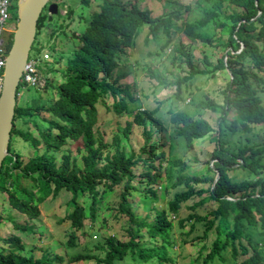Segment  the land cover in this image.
I'll return each instance as SVG.
<instances>
[{
	"label": "trees",
	"instance_id": "obj_1",
	"mask_svg": "<svg viewBox=\"0 0 264 264\" xmlns=\"http://www.w3.org/2000/svg\"><path fill=\"white\" fill-rule=\"evenodd\" d=\"M207 1L208 6L202 8L201 15L190 20L186 15L189 5L185 13H180L179 9L164 10L152 17L150 9L140 8L136 3L103 0L89 13L88 23L81 33L74 32L79 45L66 58L62 78L55 85L52 80L44 78L43 89L56 87L53 97L46 103L34 105L16 102L8 154L0 170V192L6 193L11 207L29 218H35L40 215L39 205L46 198L55 197L62 190L69 192L72 209L64 218L70 220L67 244L74 246L75 231L83 228L86 219L94 221L106 196L116 187H121L116 193L117 201L113 208L116 214L126 216L128 238L119 240L115 235H108L98 246L104 250L102 256L77 253L66 259L64 254L48 251L39 258L22 254L25 244L19 235L0 236V264H61L65 260L78 262L92 259L95 264H164L169 261L167 250L174 244L171 218L175 215H178L181 228L187 223L189 225L188 232H180L185 234L183 243H201L196 256L189 258L188 264H210L215 260L225 264H264V138L255 143L248 140L236 149L227 146L228 142L223 138L226 128L231 132L257 131L264 137V1ZM16 2L11 0L9 7L10 22L13 24L17 17ZM70 13L68 9L66 14ZM174 19H180V24L173 23ZM48 24V9L44 7L37 20L35 40ZM209 24L214 29L219 27L226 34L225 41L215 39V43L221 44L223 49L213 64L208 62L212 67L207 70L192 62L184 44L175 47L179 55L174 59L186 63L188 72L174 80L176 90L173 96L182 100L183 91L189 90L191 80L198 74L207 73L210 77H215L217 71L226 74L225 84L219 90L221 103L208 95L196 103L201 109L219 112L216 129L205 118H195L187 110L170 109L171 133L162 125L159 130L167 135L170 147L176 138L188 149L195 146V140L214 133L211 163L208 161L206 166L213 174H188L187 163L180 157H173L170 162L177 166L178 172L169 186L179 189L165 208L153 209L151 216L139 218L129 199L131 191L138 190L132 183L136 177L135 169L141 162L142 169L137 175L143 178L144 198L149 202L158 200L156 186L166 169L163 164L167 158L162 149L166 140L153 138L156 129L146 125L147 118L156 120L153 114L157 108L146 112L135 111L132 120L118 127L122 135L115 133L107 142L95 129L100 115L98 105L105 106L114 115L129 111L128 101L134 99L130 85L119 82L127 76V71L113 74L120 66L119 55L125 48L135 45L142 27L148 30L146 40L149 37L155 40L162 32L166 36L162 45L165 48L171 42L173 28L193 43L199 40L212 44L213 37L202 30ZM54 32L51 30L50 34ZM12 36L13 33L9 32L5 43L7 51ZM35 48L36 52L42 49L40 46ZM25 86L21 80L17 97ZM188 92L191 93V90ZM108 95L113 99L109 105L105 101ZM230 114H233L231 118L228 117ZM19 121L31 122L37 135L18 127ZM135 125L142 128L139 152L137 155L134 152L127 154L121 145L122 136L128 137ZM14 136L27 142L35 151L40 145L44 149L25 161L18 151L11 148ZM67 144L69 146L65 147ZM110 147L112 151H109ZM63 148L65 151L58 160L55 152ZM77 155L81 163L77 161ZM238 168L244 170L246 176L235 180L229 171ZM85 194L91 197L88 209L78 201V197ZM208 202L210 207L204 213H198V208ZM185 208L190 211L180 216ZM196 223H200L204 231L200 236L193 235L188 239L187 235L194 232ZM12 226L19 231L30 228L26 223L15 221H12ZM143 227L151 239H158L159 245L145 246L140 243L144 236L141 232ZM210 230L213 232L210 233ZM252 232L258 235V241L253 240ZM212 234L213 238L207 243L206 239Z\"/></svg>",
	"mask_w": 264,
	"mask_h": 264
},
{
	"label": "rangeland",
	"instance_id": "obj_2",
	"mask_svg": "<svg viewBox=\"0 0 264 264\" xmlns=\"http://www.w3.org/2000/svg\"><path fill=\"white\" fill-rule=\"evenodd\" d=\"M88 3H83L81 0H53L58 5V12L52 15V18L48 22L50 24L45 25L37 35L34 45L32 46L29 56L38 59L37 71L41 77L40 88L35 86H26L22 88L16 99L17 103L21 105H34L36 103H46L53 94L56 93V87L49 86L47 89H43L44 78H48L54 82V85L62 78V72H64L65 60L69 57L74 48L79 45V41L74 35L81 33L85 25L88 23L89 13L97 8V4L103 0H88ZM128 4L136 3L140 8H147L151 10V16L155 17L164 10L170 11L179 9L180 13H185L186 6H190V10L186 13L187 18L193 20L199 17L202 13V8L208 6L207 0H123ZM264 1V0H263ZM71 10V13L66 14L67 10ZM229 12V9L227 10ZM181 19V18H180ZM174 19L173 23L179 25L181 20ZM12 29L15 24L11 23ZM51 30H55L54 34H50ZM208 36L213 37V43L208 44L197 40L191 42L190 39L176 31L174 28L171 30V42L169 46L163 48L162 45L166 40V36L161 32L157 39L148 38L147 27H142L140 33L135 39V45L133 47L125 48L124 52L119 55L120 66L118 70L114 71H127V76L119 80V82H126L130 85L131 93L134 99L128 101L129 111H123L120 115H114L112 111L106 110L105 106L98 105L99 121L95 126V129L102 135L105 141L110 142L112 136L115 133L120 135L121 132L118 127L125 126L127 121L132 120L135 111L146 112V110H152L157 108L153 117L158 120L146 119V125L156 129L153 134V138L165 139V145L163 150L166 153V160L163 166L166 168L164 175L160 178L156 188L159 198L155 201H147L144 198L146 195L145 185H143L138 172L142 169L140 167L142 163L138 164V168L135 169L136 177L132 180L133 185L138 190L131 191L132 206L135 214L139 218L149 217L153 214V209H162L167 205L168 200L173 196L175 191L179 188L170 187L169 184L172 177L178 172V168L172 165L170 160L173 157H180L187 163L186 173L199 175H212L206 168L210 159L213 148V136L214 133L208 134L202 139L195 140V146L191 149L185 148L179 144L176 138L173 139V144L170 147V143L163 130H159L160 126H164L168 133H171V124L169 122L170 109L187 110L195 118L201 117L209 121L211 126L216 129L217 118L219 112H213L210 109H201L196 106V103L205 97V95L213 98L217 103H221L222 95L220 89L223 88L226 74L217 71L215 77H210L206 74L196 75L190 83L189 90L183 91V99L177 100L174 98L175 86L173 82L178 77H183L188 72V66L184 62H179L178 59H174L179 55V52L174 48L179 44H184L185 49L188 50L191 60L199 68L210 70L212 66L208 64L214 63L217 56L223 49L221 44H216L215 39L225 41L226 34L222 33L220 28L213 27L212 24L205 26L202 29ZM35 46L42 47L40 52H36ZM49 55L48 58L44 57V54ZM205 59H207L205 61ZM161 82H165L167 85H163ZM185 84H182V86ZM55 91V92H54ZM264 96V93L262 94ZM112 97L110 95L105 97L107 105L111 104ZM233 114L228 117L231 118ZM40 125L38 118L35 119ZM18 127L22 129H29L34 135H37V130L31 122L23 123L17 122ZM142 128L135 125L133 131L128 137L122 136L121 145L127 154L134 152L136 155L139 152L141 144L140 133ZM223 138L228 142L229 147L236 149L237 146H242L248 142H259L262 140L263 135L257 131L250 133L243 132H231L228 128L224 129ZM67 144L65 147H68ZM11 148L18 151L22 158L26 161L29 156L34 155L36 152H41L44 149L43 145H40L39 150L35 151L27 142L21 138L14 136L11 144ZM65 151L55 152L57 159L59 160L61 153ZM112 151V147L109 148ZM77 161L81 163L79 155L76 156ZM211 163V161H209ZM231 176H234L235 180L242 179L246 176V173L241 168L229 171ZM264 176V173L262 174ZM121 187H116L113 192L108 194L101 203L99 210L94 221L89 219L85 220L83 228L75 231L76 240L74 246H68V232L70 231V220L64 218V216L71 211L72 205L69 203L71 194L65 190H62L55 197H48L43 203L39 205L40 215L35 218H29L26 215L13 209L7 201V195L4 192H0V236L5 237L10 234H17L21 237L25 244V248L21 251L25 255H33L35 258H39L42 253L48 251L50 253L64 254L67 259L71 255L77 253H91L99 256L103 255V248L99 245L103 244V240L108 235H115L119 240H126L128 238L127 227L129 226L125 215L116 214L113 207L116 203V193L120 192ZM79 203H81L86 209L91 201V197L88 194L78 197ZM192 202V199L189 200ZM211 203H205L202 208H198V213H204ZM190 210L183 209L180 216L186 215ZM173 221V229L171 234L172 247L167 250L169 261L164 264H188L189 258L196 256V253L201 246L200 244H184L183 236L189 231L188 223L185 227L181 228L178 225V215L171 218ZM12 221L18 223H26L30 228L26 231H19L13 228ZM194 232L187 235L189 239L193 235L200 236L204 231V227L200 223L194 225ZM141 232L144 235L141 239V244L145 246L159 245L158 239H151L146 232V228H141ZM213 231L210 230V233ZM251 233V231H248ZM253 240L258 241L257 234L252 232ZM212 236H209L206 240L210 243ZM205 240V241H206ZM97 245V247H96ZM2 242L0 241V247ZM205 250L203 252L206 253ZM229 258V257H228ZM131 263V262H129ZM226 263V262H225ZM220 263L218 260L210 262V264H225ZM61 264H95L94 260H80L78 262H67L66 260ZM133 264V263H132ZM144 264V263H142ZM145 264H155L153 262Z\"/></svg>",
	"mask_w": 264,
	"mask_h": 264
},
{
	"label": "water",
	"instance_id": "obj_3",
	"mask_svg": "<svg viewBox=\"0 0 264 264\" xmlns=\"http://www.w3.org/2000/svg\"><path fill=\"white\" fill-rule=\"evenodd\" d=\"M49 0H17L16 23L8 50L0 86V170L8 154L14 112L23 70L35 40L37 20L47 5L48 19L58 12V5Z\"/></svg>",
	"mask_w": 264,
	"mask_h": 264
},
{
	"label": "built area",
	"instance_id": "obj_4",
	"mask_svg": "<svg viewBox=\"0 0 264 264\" xmlns=\"http://www.w3.org/2000/svg\"><path fill=\"white\" fill-rule=\"evenodd\" d=\"M10 3L11 0H0V71H3L5 59L8 53L5 48L6 39L8 33L13 31L10 23ZM44 57L48 58L49 55L45 53ZM37 62L38 59L30 56L27 59L25 68L21 76V80L25 83L26 86H39L41 84V77L37 72ZM1 81L2 75L0 76V86Z\"/></svg>",
	"mask_w": 264,
	"mask_h": 264
},
{
	"label": "flooded vegetation",
	"instance_id": "obj_5",
	"mask_svg": "<svg viewBox=\"0 0 264 264\" xmlns=\"http://www.w3.org/2000/svg\"><path fill=\"white\" fill-rule=\"evenodd\" d=\"M51 2H53V1L49 0L48 4L51 3ZM45 7L47 8V5Z\"/></svg>",
	"mask_w": 264,
	"mask_h": 264
},
{
	"label": "crops",
	"instance_id": "obj_6",
	"mask_svg": "<svg viewBox=\"0 0 264 264\" xmlns=\"http://www.w3.org/2000/svg\"><path fill=\"white\" fill-rule=\"evenodd\" d=\"M10 23H12V22H10Z\"/></svg>",
	"mask_w": 264,
	"mask_h": 264
}]
</instances>
